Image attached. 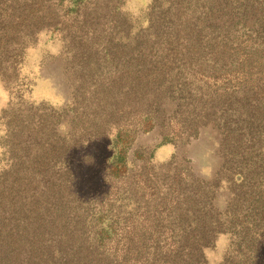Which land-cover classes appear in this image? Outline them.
Segmentation results:
<instances>
[{"label": "trees", "instance_id": "obj_1", "mask_svg": "<svg viewBox=\"0 0 264 264\" xmlns=\"http://www.w3.org/2000/svg\"><path fill=\"white\" fill-rule=\"evenodd\" d=\"M66 1L83 18L90 14L81 0ZM115 1L118 24L99 52L90 42L80 65L71 55V101L0 115L14 161L0 172V264H200L220 233L229 236L222 264H252L264 236V95L244 80L212 86L199 75L238 63L230 46L250 54L264 48V38L242 41L264 37V0H153L137 15ZM165 100L177 103L172 118L182 131L164 128L160 145L196 137L211 122L220 128L223 163L211 180L186 166L183 179L173 174L166 183L173 160L160 174L150 164L153 150H132L136 134L165 114ZM97 136L110 137L108 190L83 197L66 155ZM133 154L155 175L151 189L142 173L134 179ZM218 189L228 194L221 212L213 203ZM163 223L173 248L161 244ZM120 228L115 252L109 241Z\"/></svg>", "mask_w": 264, "mask_h": 264}, {"label": "rangeland", "instance_id": "obj_2", "mask_svg": "<svg viewBox=\"0 0 264 264\" xmlns=\"http://www.w3.org/2000/svg\"><path fill=\"white\" fill-rule=\"evenodd\" d=\"M68 3L66 0H0V105H3L0 115L5 110L25 113L30 103L44 101L59 107L71 101L75 85L72 69H76L74 62H71V55L78 53L75 60L80 65L82 57L87 55L90 42H93V49L98 51L112 35L110 29L118 24L115 21L118 13L115 0L79 1V4L85 5V11L90 13L85 18L77 10L78 6H75V10ZM147 7L143 0H124L120 12L130 11L137 15ZM115 31L114 29L113 32ZM263 38L252 34L244 36L242 41L254 43ZM225 51L227 54L231 51L236 53L238 63L225 66V71L201 73L199 76L212 86L244 80L249 86H253L256 94L264 95V48H259V53L251 54L231 46ZM177 106L175 101H163L161 109L165 114L162 120L156 122L149 131L140 130L135 136L132 150L140 148L147 155L153 150L150 164L160 174L164 173L162 165L173 160L171 164L175 170L167 173L166 183L170 182L173 174L178 179H183L186 166L190 167L195 176L211 180L223 163L222 133L214 123L201 126L196 137L188 138L186 134H182V138L178 136L171 142L159 144L164 128L172 133L182 131L179 130L177 120L172 118ZM181 121L183 122V118ZM110 152V137L97 136L74 147L66 155L73 174L74 190L83 197H97L108 190L104 175ZM130 158L133 160L131 166L134 169L131 173L134 179L141 181L142 175L145 176L151 189V181L155 176L150 172L151 169L142 170V162L134 154ZM174 194L177 192L174 191ZM215 196L214 207L221 212L225 208L228 194L218 189ZM159 211L163 213L162 207ZM143 212L140 210L138 213L140 221L146 220ZM162 227L163 248H173L169 226L163 223ZM117 233V237L109 241L115 252L121 248L122 229H118ZM226 244L229 246V236L226 233L218 234L213 245L204 248V261L200 264H220L221 254L223 253V258L225 255ZM133 261L134 258L129 260ZM252 264H264V236L260 239L257 256Z\"/></svg>", "mask_w": 264, "mask_h": 264}, {"label": "clouds", "instance_id": "obj_3", "mask_svg": "<svg viewBox=\"0 0 264 264\" xmlns=\"http://www.w3.org/2000/svg\"><path fill=\"white\" fill-rule=\"evenodd\" d=\"M145 6L149 5L151 3V0H143ZM3 105H0V108H2ZM61 131L67 130V125H61L60 126ZM9 135L8 132V125L5 121L0 120V172L8 171L11 169L14 161L11 158V151L10 147L5 141L7 140ZM227 244L224 247V252H227ZM223 260V253L221 254V264Z\"/></svg>", "mask_w": 264, "mask_h": 264}]
</instances>
